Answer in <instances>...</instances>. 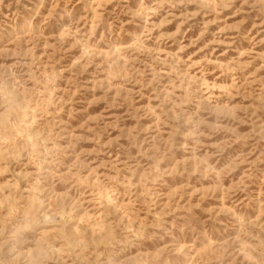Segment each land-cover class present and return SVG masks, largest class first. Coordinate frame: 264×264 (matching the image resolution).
<instances>
[{
	"label": "rangeland",
	"instance_id": "obj_1",
	"mask_svg": "<svg viewBox=\"0 0 264 264\" xmlns=\"http://www.w3.org/2000/svg\"><path fill=\"white\" fill-rule=\"evenodd\" d=\"M0 264H264V0H0Z\"/></svg>",
	"mask_w": 264,
	"mask_h": 264
}]
</instances>
